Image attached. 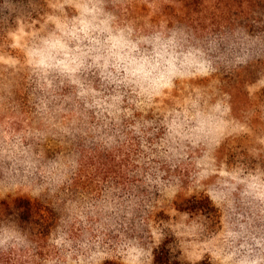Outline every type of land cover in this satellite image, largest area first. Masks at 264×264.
<instances>
[{
	"label": "rangeland",
	"instance_id": "rangeland-1",
	"mask_svg": "<svg viewBox=\"0 0 264 264\" xmlns=\"http://www.w3.org/2000/svg\"><path fill=\"white\" fill-rule=\"evenodd\" d=\"M99 2L118 33L110 43L89 31L90 10L80 7L96 0H0V86L14 87L22 74L46 85L77 84L88 95L104 81L146 114L155 111L153 129L161 133L151 161L161 170L151 177L160 192L148 218L138 212L130 225L123 204L117 215L110 197L100 202L99 177L89 193L81 188L79 230L65 240L59 264H264V76L255 49L241 45L235 25L146 24L159 0ZM128 17H137L136 25ZM156 35H175L176 44ZM136 39H151L152 47L142 51ZM177 56L185 64L180 78L143 88ZM14 117L0 114L5 139ZM194 123L212 131L193 137ZM0 192L37 194L22 184ZM13 247L0 248V264H13Z\"/></svg>",
	"mask_w": 264,
	"mask_h": 264
},
{
	"label": "trees",
	"instance_id": "trees-1",
	"mask_svg": "<svg viewBox=\"0 0 264 264\" xmlns=\"http://www.w3.org/2000/svg\"><path fill=\"white\" fill-rule=\"evenodd\" d=\"M158 4L156 15L145 17L146 24L162 20L173 29V23L183 20L196 29L216 23L225 30L235 25L241 45L255 49L264 76V0ZM127 19L136 25L138 18ZM150 41L136 39L142 51L152 47ZM95 87L94 94L83 95L77 84L46 85L22 74L14 87L0 86V114L7 110L15 116L8 124L12 131L3 129L9 139L0 130V189L22 184L37 191L33 197L0 192V226L12 225L26 239L12 248L13 264L60 263L65 240L79 230L81 188L89 193L99 177V201L107 203L110 197L117 215L123 214V204L130 225L141 219L138 212L146 213L143 219L150 214L154 193L160 192L158 183H151L161 171L151 163L161 135L159 127L153 129L155 111L146 114L140 104L112 92L109 83ZM102 264L116 263L106 259Z\"/></svg>",
	"mask_w": 264,
	"mask_h": 264
},
{
	"label": "clouds",
	"instance_id": "clouds-1",
	"mask_svg": "<svg viewBox=\"0 0 264 264\" xmlns=\"http://www.w3.org/2000/svg\"><path fill=\"white\" fill-rule=\"evenodd\" d=\"M81 8L90 10L86 14V20L88 21L89 31L93 34H99L100 43H104V38L109 37V43L111 42V37H115L118 33L115 29H112V16L110 13L104 11L100 7L99 0L96 3L81 4ZM153 39L160 40L168 44H176L175 35H156ZM47 39L43 41H37L36 48L38 50H43L46 47ZM177 52H179V46L176 47ZM185 69V64L182 63V58L177 56L170 63H164L159 72L154 73L153 77L145 80L143 83V88L151 89L153 87H159L160 84H167L171 86L174 81L181 77ZM212 130L207 124L201 125L199 123H194L190 134L193 137L205 136L210 134ZM50 168H54L55 164H50ZM26 243L25 237H23L17 229L12 225L0 226V248H7L13 245H20Z\"/></svg>",
	"mask_w": 264,
	"mask_h": 264
}]
</instances>
